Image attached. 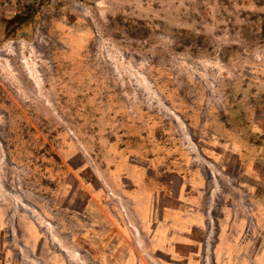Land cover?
I'll list each match as a JSON object with an SVG mask.
<instances>
[{
    "label": "rangeland",
    "instance_id": "1",
    "mask_svg": "<svg viewBox=\"0 0 264 264\" xmlns=\"http://www.w3.org/2000/svg\"><path fill=\"white\" fill-rule=\"evenodd\" d=\"M211 182L264 195V0H0V264H103Z\"/></svg>",
    "mask_w": 264,
    "mask_h": 264
},
{
    "label": "crops",
    "instance_id": "2",
    "mask_svg": "<svg viewBox=\"0 0 264 264\" xmlns=\"http://www.w3.org/2000/svg\"><path fill=\"white\" fill-rule=\"evenodd\" d=\"M221 193L211 182L205 196L187 189L155 204L147 198L139 234H123L103 264H264V195L226 204Z\"/></svg>",
    "mask_w": 264,
    "mask_h": 264
}]
</instances>
